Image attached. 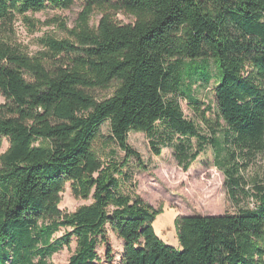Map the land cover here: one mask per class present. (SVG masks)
<instances>
[{"label": "trees", "instance_id": "trees-1", "mask_svg": "<svg viewBox=\"0 0 264 264\" xmlns=\"http://www.w3.org/2000/svg\"><path fill=\"white\" fill-rule=\"evenodd\" d=\"M78 2L76 27L42 39L36 55L3 35L18 16ZM210 61L220 77L216 120L192 94L193 80L212 81ZM114 86L112 97H96ZM0 95V151L10 144L0 154V264H51L73 240L67 264H101V244L113 262L108 227L124 243L119 264H264V184L244 175L264 151V0H0ZM132 132L156 156L171 148L185 172L212 146L237 212L181 217L180 250L166 244L154 228L160 211L135 191L129 168L143 159ZM103 143L124 158L111 150L105 162ZM67 184L93 202L64 213Z\"/></svg>", "mask_w": 264, "mask_h": 264}, {"label": "rangeland", "instance_id": "rangeland-1", "mask_svg": "<svg viewBox=\"0 0 264 264\" xmlns=\"http://www.w3.org/2000/svg\"><path fill=\"white\" fill-rule=\"evenodd\" d=\"M81 11V3L78 2L69 10L46 9L42 12L18 16L13 29L7 30L3 35L8 36L30 55H36L43 50L42 39L47 37L65 38L67 36L66 29L72 30L76 27ZM118 19L125 24L132 22L131 18L122 14L118 16ZM99 20L100 16L95 14L92 17V24L97 26ZM63 24L66 26L64 27ZM209 64L213 76L212 81L205 84L202 80H193L192 94L201 103L211 104L214 107L213 113H210L209 116L216 120L215 89L219 84L220 77L215 62L210 61ZM116 87L114 86L108 91H98L95 95L99 100L108 99L113 96ZM176 98L184 111L185 117L196 121L199 126H202L190 101L184 96H177ZM4 102V97L0 95V104ZM202 109H204L203 106ZM103 134L105 136L110 134L109 123L104 125ZM129 144L140 153L143 159L141 166L133 163L131 169L129 168L133 172L134 183L137 184L135 191L146 203L160 211L154 223V228L156 234L166 244L180 250L177 237V221L181 217L221 216L237 212L238 207L228 197L226 178L224 173L217 167L216 152L212 146H208L191 168L185 172L177 164L171 148H164L161 156H156L152 152L150 140L145 134L130 133ZM9 146V141L4 139L0 154L6 152ZM97 149L105 162L108 161L107 158L112 157L110 155L111 150L117 151L118 160H122L125 156L114 144L106 146L103 143ZM244 175L251 184L255 182L264 184V151L253 159L250 166L245 169ZM61 199L60 209L64 213H73L80 207L93 202V199L76 198L72 192L71 184L66 185L64 192L61 194ZM245 202H247L245 206L253 207L254 205L251 200ZM64 234L65 230H61L55 235L54 241L61 239ZM108 239L114 259L113 262L107 261V245L101 244L98 247L101 264H119L124 243L109 227ZM75 250L76 241L73 240L71 246H64L51 258L50 263L67 264Z\"/></svg>", "mask_w": 264, "mask_h": 264}]
</instances>
